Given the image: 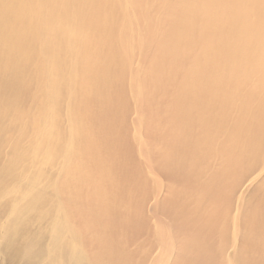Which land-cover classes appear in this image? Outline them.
Masks as SVG:
<instances>
[{
  "label": "bare ground",
  "instance_id": "1",
  "mask_svg": "<svg viewBox=\"0 0 264 264\" xmlns=\"http://www.w3.org/2000/svg\"><path fill=\"white\" fill-rule=\"evenodd\" d=\"M0 264H264V0H0Z\"/></svg>",
  "mask_w": 264,
  "mask_h": 264
}]
</instances>
